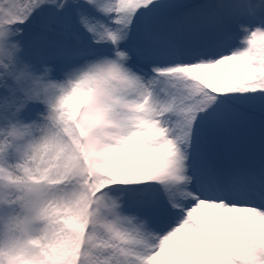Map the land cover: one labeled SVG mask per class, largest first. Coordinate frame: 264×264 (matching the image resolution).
Wrapping results in <instances>:
<instances>
[{"label":"snow or ice","instance_id":"snow-or-ice-1","mask_svg":"<svg viewBox=\"0 0 264 264\" xmlns=\"http://www.w3.org/2000/svg\"><path fill=\"white\" fill-rule=\"evenodd\" d=\"M0 264H264V0H0Z\"/></svg>","mask_w":264,"mask_h":264},{"label":"trees","instance_id":"trees-1","mask_svg":"<svg viewBox=\"0 0 264 264\" xmlns=\"http://www.w3.org/2000/svg\"><path fill=\"white\" fill-rule=\"evenodd\" d=\"M247 119L250 120V119H257V118L249 115ZM249 132H250V127L247 122L242 123L240 127L236 130V134L241 138L247 137Z\"/></svg>","mask_w":264,"mask_h":264}]
</instances>
